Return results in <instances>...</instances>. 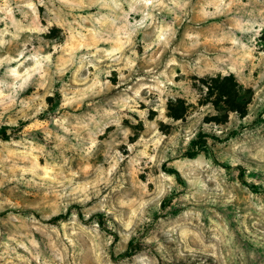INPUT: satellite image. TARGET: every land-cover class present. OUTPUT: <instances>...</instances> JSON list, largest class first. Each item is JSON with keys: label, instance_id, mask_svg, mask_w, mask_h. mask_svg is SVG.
Returning a JSON list of instances; mask_svg holds the SVG:
<instances>
[{"label": "rangeland", "instance_id": "1", "mask_svg": "<svg viewBox=\"0 0 264 264\" xmlns=\"http://www.w3.org/2000/svg\"><path fill=\"white\" fill-rule=\"evenodd\" d=\"M2 128L0 264H264V0H0Z\"/></svg>", "mask_w": 264, "mask_h": 264}, {"label": "trees", "instance_id": "2", "mask_svg": "<svg viewBox=\"0 0 264 264\" xmlns=\"http://www.w3.org/2000/svg\"><path fill=\"white\" fill-rule=\"evenodd\" d=\"M221 81L223 82L222 83V87H225L224 84H228L229 85V87L227 85V90L222 91V97H224L223 103H224V105L230 107L232 110L236 111L237 110V106H236L235 101H234V96L236 94V88H233L234 86H236V84H235V82L233 80L232 75L222 76L221 77ZM229 92H231L232 94H230ZM170 116L171 117H175V118L177 117L176 115H173V114L170 115ZM0 131H1V133H3V128ZM1 137H4L3 134H2ZM194 154H195V150L187 152L188 156H192ZM64 217H65V214H57V215L51 217L50 221H55V220H58V219H62Z\"/></svg>", "mask_w": 264, "mask_h": 264}]
</instances>
